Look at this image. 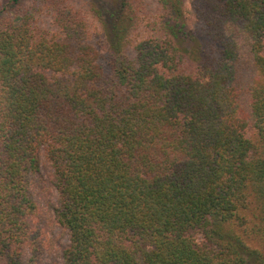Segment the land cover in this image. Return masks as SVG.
Returning <instances> with one entry per match:
<instances>
[{
  "label": "trees",
  "instance_id": "1",
  "mask_svg": "<svg viewBox=\"0 0 264 264\" xmlns=\"http://www.w3.org/2000/svg\"><path fill=\"white\" fill-rule=\"evenodd\" d=\"M90 2L0 4V264H264V0Z\"/></svg>",
  "mask_w": 264,
  "mask_h": 264
},
{
  "label": "rangeland",
  "instance_id": "2",
  "mask_svg": "<svg viewBox=\"0 0 264 264\" xmlns=\"http://www.w3.org/2000/svg\"><path fill=\"white\" fill-rule=\"evenodd\" d=\"M6 0H0V4ZM83 5H91L90 0H79ZM150 0H148L149 2ZM55 200V199H54ZM46 237L50 240L52 248H49L44 254L43 262L44 264H63V258L60 254L62 245L68 243L69 238L64 234L63 228L59 227L53 221L46 217ZM264 253V251H263Z\"/></svg>",
  "mask_w": 264,
  "mask_h": 264
}]
</instances>
